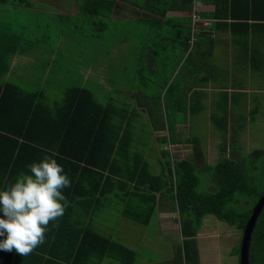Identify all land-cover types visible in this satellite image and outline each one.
I'll return each instance as SVG.
<instances>
[{"label":"trees","instance_id":"1","mask_svg":"<svg viewBox=\"0 0 264 264\" xmlns=\"http://www.w3.org/2000/svg\"><path fill=\"white\" fill-rule=\"evenodd\" d=\"M120 1L133 5L138 2V0ZM148 1L150 0H139V3L148 12V16H152V14L165 15L169 9H173L165 6L155 8ZM176 1L179 6L175 9L180 10H191L194 5L208 1L207 3L215 5V9L209 14L214 19H224V17L233 21L264 19V6L258 4L257 0ZM0 3L15 4L17 11H21L24 17L26 15L31 17V19H24L27 25L19 32L8 34L5 37L0 31V73L4 74L9 68L7 59L10 56L28 51L26 44L20 45L23 41L22 34L26 33L24 31L40 33L31 29L30 25L34 21H39V16L43 14L31 11L33 5L31 0H0ZM73 4L76 13L65 14V18L68 21H79L82 29H71V31L63 33L81 34L83 39L88 35L89 37L102 38V34L107 28L105 18L110 17V14L115 10L123 15L118 0H75ZM237 15L239 18L235 19L234 17ZM46 23L40 34L43 31L53 34L48 31ZM85 24L96 26L99 32L86 33ZM39 26H43V23L38 22L35 25V27ZM187 29L186 27V34L188 33ZM195 34L192 30L190 41L187 37L185 40L182 35L184 39L172 38L171 41L174 40L175 43L167 41L163 44L168 48V43H170L169 45H172L171 47L176 48L180 53L179 57L184 56V53L191 47L188 60L194 62L202 37L205 38L209 50L212 49L214 43L208 32ZM192 37L195 38L193 43L191 42ZM164 39H167V36ZM8 42H14L15 46L12 50L4 48ZM179 42H181L180 47H175ZM51 43L55 42H49V44ZM57 57L61 61L68 59L67 56L62 55ZM167 79L168 75L166 74L164 82L160 83L161 89L158 98H152L147 86H142L143 93H139L142 99L141 103L143 102L150 112L151 122L156 130L164 129L166 125L170 130L173 129L177 122L174 120L177 112L190 110L195 113L201 108V105H188L190 90L180 86L177 81L170 83L166 88ZM64 95V102L49 103L44 99L45 96L41 91L31 92L15 83L0 80V124H2L0 126V189L13 183L18 173L27 171L24 169V164L21 163L25 156L29 157L30 161H39L43 156L54 153V158L63 165L64 171L68 173L72 181V186L63 190L68 200L67 208L74 207L78 203L81 204L78 197L80 199V197H96L98 194L106 195L110 191L106 182L111 180L120 182L122 189L128 187L129 183H134L135 189L131 194L140 201L139 213L149 212L153 207L155 208L157 192L166 187L169 188L171 201L177 206L182 221L183 234L186 236L185 258L189 264H199L195 236L206 215H214L243 233L253 206L257 199L264 194V166L260 168V171L250 174L249 168L257 165V161L255 164L248 165L245 159L249 155L256 156L263 151H252L246 157H238L239 160L235 161L223 158L220 161L221 164L216 168V165L212 167L205 161L202 141L189 137L185 142L193 145L192 155L175 162V170L172 168V160L167 157L166 170L161 174H153L143 155L131 151L134 123L131 119L133 111L129 109V106L100 102L92 89L88 87H68L65 89ZM195 96L197 95L192 93L190 98L194 101ZM161 99L164 100V103L161 102ZM8 116H12L11 122H8ZM165 116L167 124L164 121ZM225 124L227 126V123ZM86 126L88 132L85 129ZM103 127L106 129H102ZM38 130L43 133L39 135ZM102 131H105L107 137L102 136ZM162 140L166 142L167 137H163ZM69 141L76 145L75 148L79 146V150H67L65 144ZM163 152L169 153L168 151ZM207 168H216L219 178H226L229 181L222 179L223 182L210 193L200 191L197 170H206ZM220 171L225 172L220 173ZM90 172H94L95 181L87 178L86 175ZM86 181L91 183L92 188L77 192L79 186ZM259 181L262 182L261 185L258 184ZM174 185L177 186L176 193ZM92 205L93 202H90L89 207ZM139 207L134 212L138 211ZM74 220L77 219L71 218V216L63 218L62 216L57 222L58 228H53L50 223L45 248L41 252L36 248L31 252L30 257L18 254L14 250L11 252L0 250V264H99L98 260L90 258L95 254L99 256L112 254L113 250L109 251L108 249L109 241L107 242L101 234L92 231L84 224H80L79 229L73 230L71 226H65L63 222L72 223ZM75 223L77 224L78 220ZM241 240L242 238L231 251L232 254L238 255L239 264ZM111 246L113 248L114 243ZM123 260L122 264H133V259L129 262H123ZM249 264H264V208L257 219L252 234Z\"/></svg>","mask_w":264,"mask_h":264},{"label":"crops","instance_id":"2","mask_svg":"<svg viewBox=\"0 0 264 264\" xmlns=\"http://www.w3.org/2000/svg\"><path fill=\"white\" fill-rule=\"evenodd\" d=\"M31 2L33 4L32 10L30 9L32 12H39L47 16L53 13L64 16L62 13L67 12L66 8L70 10L67 14H71L74 11V7L70 6L68 8L66 6L69 0H31ZM148 2L150 5L155 6V8H163L165 6L166 8L173 9H169L165 15L152 14V16H148V12L145 11L139 0L134 5L118 0V5L123 10V15L117 13V10H115L108 18H134L136 28L139 25L141 26V43L139 46L137 43L135 48L129 47L128 50L120 53L116 45L106 42L105 44L114 48V50L105 51L102 45L96 46V44H92L93 47L85 51L84 48L80 49L78 44L74 45L72 43L73 41H78L81 34L71 35L63 32L49 34L44 31L42 34H40L41 32H28L22 34L23 41L20 43V45L26 44L28 51L17 56H10L7 59L9 68L4 74L0 73V80L15 83L31 92L41 91L45 96L44 99L49 103H53L54 101L64 102V91L68 87H88L93 91L96 88L93 86V81L96 80V83L98 82L101 85L103 91H100L98 88L96 90L108 99V101L105 100L103 103L112 102L118 105L129 106V109L133 111L131 114L133 123L137 119L136 116H142V126L149 128L148 131L151 135L148 138H153L151 141H146L147 146L151 147V143L155 144L153 153L147 154L150 161L144 157L153 174H161L166 170L167 157L172 160V168L175 170V162L192 155L193 145L185 142L189 137L198 138L202 141L203 154L208 164L217 163L220 156L218 143H216V147H206V141L202 139V134H197L196 132H209L213 128L217 129L221 127L222 122H227L229 142L233 141L235 137L238 138L240 145L243 148L245 147L246 152H248V144L245 140L249 142L246 136L248 132L255 129L253 122L264 121L263 116L258 118L260 114L258 109H254L256 105H264V19H257L256 21H233L232 19H225L226 17L224 19H214L209 14L215 9V5L207 3L208 1L194 5L191 10L175 9L179 6L176 0H150ZM257 3L264 6V0H257ZM72 5L74 4L72 3ZM195 14H199V17L196 18ZM22 16L23 13L17 11L15 4L0 3L1 34L6 37L8 34H13L19 32L20 29H24V26L27 25L24 19L21 21L16 20ZM238 16L234 18L237 19ZM186 27L188 28L187 34ZM144 28L148 29V32L142 37L144 35ZM152 28L156 30V35L153 36L155 37L154 44L157 48L150 47L146 43L148 42L147 36L151 34L149 29L153 31ZM192 30L196 34L208 32L214 41L212 49L209 50L205 38L202 37L200 39V45L195 55L197 62L188 60L191 54V47H189V51L184 53V56L179 57L180 53L176 48H172V45H169L170 43H168V48L163 44L167 41L170 42L172 38L184 39L185 37V40L188 38L190 41ZM163 36H167V39H164ZM103 40L107 41L106 39ZM122 40L126 41L127 37L124 36ZM52 41L55 43L60 42V44H49ZM86 41L96 43L89 35L86 36ZM171 42H174V40ZM180 45L181 42L177 43L175 47H180ZM14 46V42H8L4 45V48L12 50ZM32 52L39 53L41 56L39 61H34L40 69L48 70L47 64H52L53 77L56 81H49L47 77L44 81L41 79L40 82H37L35 78L32 80L28 73V78L24 75L19 77V74L23 72L15 71L14 64H20L19 60L22 56L25 59L31 56L32 59ZM131 52H134L136 56V75L141 78L140 84L132 82L135 80V77L132 78V81L129 80V73L134 67L129 66L125 57ZM112 54L117 56L114 61L110 58ZM59 55L67 56L68 59L61 61L57 57ZM86 56L99 58V61L97 64L94 62L89 64L84 59ZM77 57L83 60L85 66L82 68L77 67L74 62L67 65L69 60ZM142 63L145 66H142ZM111 64H114V70L110 68L113 66ZM92 67L95 72H93ZM81 73L85 78H89L95 74V79L89 86H86L85 79L80 81L75 80V77H78ZM166 74L168 75L166 81L168 85L166 88H168L170 83L177 81L180 86L190 90L188 105H201V108L195 111V113L189 110L187 115H185V122L177 124V121L171 130L168 125L164 129L156 130L151 122L150 112L143 105V102L141 103L142 99L139 93H143L141 91L142 86H147L151 95V89L155 86L158 89V93L156 97L151 96L152 98H158L161 89L160 83L164 82ZM114 89H116L117 95L112 97L111 93ZM192 93L197 95L194 97V101L190 98ZM12 98L14 99V96ZM96 98L102 102L99 97L96 96ZM257 98L259 99L258 101L256 100ZM161 100L164 103V100ZM215 100L217 104H215ZM206 105L207 113L205 112ZM237 113H240V118L235 120L234 116L237 117ZM198 114H202V120L206 116L207 122L203 125V128L202 125L199 127L200 131L193 133L192 127L190 128L189 126V119L197 118ZM218 115L221 117H214ZM114 118L116 119V117ZM12 119V116H8V122H11ZM164 121L167 124L166 116L164 117ZM236 123L237 125H235ZM177 126L179 131L181 130L179 126H186L187 133L182 136V132L176 131ZM133 128L132 148H136L138 144L136 143L138 131L135 129V124ZM85 129H87V126ZM102 129L106 128L103 127ZM42 133V131L38 132L39 135ZM102 136L107 137L105 131H102ZM163 137H167L166 142H163ZM233 142H236V140L234 139ZM182 145L190 146L192 150L185 157H179L176 154ZM65 147L69 151L71 149L79 150V146L75 148L76 145H73L71 141L65 144ZM136 149L135 153H138V149L140 148L137 147ZM163 151H168L169 153L167 154V152L164 153ZM225 151L227 149L223 152ZM25 158L26 156L21 163L24 164V169L28 171L27 165L34 160L30 161L29 157ZM94 175V172H90L86 176L88 179L95 181ZM88 181L80 185L77 192L92 188L91 183H88ZM175 185L174 189L176 193L177 186ZM106 186L110 190L106 195L98 194L96 197H80V199L78 197V200L82 203L66 208L63 215V218L71 216V218L78 220L77 224L75 223L77 220L72 221V223L63 221L65 226H71L73 230H76L79 229L80 224H84L90 227L92 231L101 234L107 242L109 241L108 249L109 251L113 250L112 254L110 253L111 255L99 256L95 254L90 259L98 260L99 264H122L124 258L126 260H123V262H129L133 259V264H189L185 258L186 236L183 234L182 221L177 206L171 201L169 188L166 187L157 192L158 198L155 208L153 207L149 212L144 211L139 213L141 209L139 207L140 201L135 195L131 194L135 189L134 183H129L128 187H123L122 189L120 182L108 180ZM90 202H93L92 207H89ZM137 207H139L138 211L134 212ZM155 214L154 220L158 223L157 234L160 236L159 241L168 246L170 251L169 257L165 262L149 261L142 263L138 254V248L140 244H144V241L148 245L151 244L152 238L147 233V230ZM85 217L86 220H84ZM113 243L114 247L111 248V244L113 245ZM45 244L46 242L37 247L40 250L39 252L45 248ZM197 250L199 255L198 245ZM30 255L31 253L26 256L30 257ZM28 259L30 260V258Z\"/></svg>","mask_w":264,"mask_h":264},{"label":"rangeland","instance_id":"3","mask_svg":"<svg viewBox=\"0 0 264 264\" xmlns=\"http://www.w3.org/2000/svg\"><path fill=\"white\" fill-rule=\"evenodd\" d=\"M74 2H75L74 0H69L66 6H68V8H70V6L74 7L72 5V3ZM17 3L20 4L19 2ZM66 10H67L66 13H62V15L64 16H59L58 14H54V13L48 16L46 14L39 16V21H34V23L30 25V28L35 30L36 32H41L45 23L47 22L46 27L48 28V31L52 32L53 34L65 32V31H71V29L73 30L74 29L76 30L77 28L82 29L79 21H68V19L65 18L66 17L65 14L67 15V13L70 12L69 9L66 8ZM72 13H76V10H74ZM27 16L28 15L24 17L23 15L22 17L16 20L21 21L23 19H31V17H27ZM108 18L109 17L105 18V22L107 23V28L102 34L104 38L92 37V39L96 42L94 43L93 41H86V37L84 39L80 37L78 41H73L72 43L74 45L78 44V47L80 49L84 48L85 51L91 49L93 47L92 44H96V46L102 45L105 51L114 50V48H111L105 44L107 42V43L116 45V48H118L120 53L128 50L129 47L135 48L137 43L139 46V44L141 43V26L139 25V27L136 28L134 18H126V17H120V18H114V19H108ZM38 22L43 23V26L35 27V25ZM84 30L86 33H95V32L98 33L99 32V30L96 29V26L94 25L92 26L91 24H85ZM24 32L27 33V30H25ZM147 32H148V29L144 28V35L142 37H144ZM149 32H151V34L147 36L148 42L146 43H148L150 47L157 48V46H155L154 44L155 37L153 36V35H156V30L153 29V31H151V29H149ZM124 36L127 37L126 41L122 40ZM103 39H106L107 41L104 42ZM57 43L60 44V42H56L55 44L57 45ZM17 55L19 54H16V56ZM32 55H33L32 59H31V56H28L29 58L27 59H25V57L22 56L19 60L20 64L18 63L14 64L15 71L23 72L19 74V77H22L24 75L26 78H28L30 75V78L32 80H34L35 78L37 82H40L41 79L44 81L45 78L47 77L49 81H56V79H54L53 77L52 64H47L48 70H42L34 62V61H39V59H41V56L39 55V53H35V52H32ZM116 57L117 56H115V54H112L110 58L114 61ZM84 59L85 61L89 62V64H91L92 62L97 64L99 61V58L96 59V58H92L91 56H86ZM125 60L128 62L130 67L132 68L134 67L129 73V77H130L129 80L132 81V78L135 77V80L132 82L135 84H140L141 78L137 77L136 75V67H135L136 56L134 52H131L127 57H125ZM72 62H74L75 66L80 67V68L85 66L83 63V60L80 57L74 58L73 60H69L67 65H70ZM111 65L113 66L110 68L114 70V64H111ZM141 65L145 66L144 63H142ZM92 70L93 72H95L93 67H92ZM1 79H3V77H1ZM84 79L87 84L86 86H89L91 82L95 79V74H93L89 78H85L82 73L79 74L78 77H75V80L77 81L84 80ZM93 86L98 88L100 91H103L101 85L98 82L96 83V80L93 81ZM96 88H94L93 90L96 96L99 97V99L102 101H105V100L108 101V99L103 94H101L98 90H96ZM115 90L116 89H114L111 93L112 97L117 95V92ZM150 93L152 96L156 97L158 93V89L154 86L151 89ZM256 100L258 101L259 99L257 98ZM215 104H217L216 100H215ZM254 109H258V112H260L258 118H261L262 116L264 117V105H256V108ZM205 112L207 113V105L205 106ZM187 113L188 112L186 111L184 112L180 111L175 114L174 120L178 121L177 124H180V123L183 124L185 122L186 120L185 115H187ZM237 114H238L237 117L234 116L235 120L240 118V113H237ZM201 115L202 114H198L199 118L195 117L194 119H191V118L189 119V126L190 128L192 127L193 133L196 131H200L201 129H199V127L202 125V128H203V125L207 122L206 116L202 120ZM214 117L219 118L221 116L218 115ZM136 118L137 119L134 122V124L136 125L135 129L138 131L137 136H136L137 137L136 143L138 144L136 145V148L137 147L140 148L138 149L139 154H142L143 157H145L146 159H148V161H150L147 154L154 151L153 148L155 147V144L151 143L152 144L151 147L147 146L146 141L148 140L151 141L153 138L151 139L148 138L151 134H149L150 132L148 131L149 128L147 126H142V119H143L142 116H136ZM222 123H221V127L217 129L213 128V130H210L209 132L208 131L196 132L197 134H202V139L203 140L205 139L204 141H206V144H205L206 147H216V143H218V147L220 150L219 151L220 156H219L218 162L217 163L215 162L212 164L209 163V165L212 167L216 165V168H217V166L221 164L220 161L223 158H228V159L235 161L236 159L239 160L238 157H246L252 151L254 152L263 151L260 154H257V155L255 154L256 156L249 155L245 159L248 165L255 164V162L257 161V165L249 168L248 171L250 174L255 173V171H260V168L264 166V121L260 120L258 122H253V126L255 127V129L251 130V132H248V135L246 136V139H248L249 142L245 140V142L248 144L247 146L248 152H246L245 147L243 148L240 145L239 140L236 137L234 139L236 140L237 143L233 142L234 139L233 141L231 140L229 142V138H228L229 129L224 122ZM235 125H237V123ZM179 129L181 130L179 131L178 126H177L176 131L182 132V136H184V134L187 133L186 126H179ZM136 148L134 147L131 148V151L135 152L137 150ZM226 149L227 151L223 152ZM191 151L192 150L190 146L182 145L176 154L179 157H185V155L190 154ZM242 163L244 164V162ZM216 168H209V169L207 168L206 170H199V169L197 170V173L200 179V182H199L200 185L198 186V189L200 191L210 193L211 191L215 190V188H217L221 184V182L229 181L226 178H219V174ZM224 172L225 171H220V173H224ZM256 179H258V177H256ZM258 184L261 185L262 182L259 181ZM155 217H156V214L151 220L149 229L147 230V233L152 238L151 244L148 245L144 241V244H140L138 248V254L140 257V261L142 263H147L149 261L165 262L169 257L168 254L170 251H169L168 246L165 243H160L159 241L160 236L159 234H157L158 223L156 220H154ZM201 225L202 226L198 230V234L195 236L198 249H199V257L201 261L200 264H239L238 255L232 254L231 251L236 246L238 241L242 238V231L237 229L235 226H231L228 223H225L219 220L214 215H206ZM176 243L178 242L176 241Z\"/></svg>","mask_w":264,"mask_h":264},{"label":"clouds","instance_id":"4","mask_svg":"<svg viewBox=\"0 0 264 264\" xmlns=\"http://www.w3.org/2000/svg\"><path fill=\"white\" fill-rule=\"evenodd\" d=\"M55 154L27 165L13 183L0 189V250L30 254L46 242L49 224L57 223L68 206L64 189L72 186Z\"/></svg>","mask_w":264,"mask_h":264},{"label":"water","instance_id":"5","mask_svg":"<svg viewBox=\"0 0 264 264\" xmlns=\"http://www.w3.org/2000/svg\"><path fill=\"white\" fill-rule=\"evenodd\" d=\"M264 208V194L261 195L252 209V213L248 218L245 228L242 233L241 247H240V264H249V253L252 241V234L259 215Z\"/></svg>","mask_w":264,"mask_h":264},{"label":"built area","instance_id":"6","mask_svg":"<svg viewBox=\"0 0 264 264\" xmlns=\"http://www.w3.org/2000/svg\"><path fill=\"white\" fill-rule=\"evenodd\" d=\"M195 17L196 18H198L199 16L198 15H195ZM195 41V38L194 37H192V40H191V42L193 43Z\"/></svg>","mask_w":264,"mask_h":264}]
</instances>
